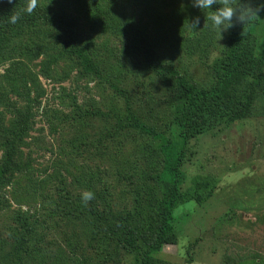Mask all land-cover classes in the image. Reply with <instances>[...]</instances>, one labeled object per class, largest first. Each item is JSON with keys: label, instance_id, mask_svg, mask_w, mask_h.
Instances as JSON below:
<instances>
[{"label": "rangeland", "instance_id": "374dc122", "mask_svg": "<svg viewBox=\"0 0 264 264\" xmlns=\"http://www.w3.org/2000/svg\"><path fill=\"white\" fill-rule=\"evenodd\" d=\"M85 1L100 6L98 21ZM53 9L72 22L74 46L90 53L101 76L85 73L63 31L48 26L0 47V164L14 142L22 168L0 188V264H132L102 220L124 214L140 247L152 245L164 158L158 142L124 128L129 113L175 141L176 86L147 66L144 47L209 90L232 28L220 35L210 10L192 0H57ZM251 47L264 58V20ZM182 172V192L204 202L175 211L177 244L155 255L156 264H264V83L247 119L189 143ZM85 192L94 199L85 203ZM18 238L26 240L20 256Z\"/></svg>", "mask_w": 264, "mask_h": 264}, {"label": "trees", "instance_id": "16d2710c", "mask_svg": "<svg viewBox=\"0 0 264 264\" xmlns=\"http://www.w3.org/2000/svg\"><path fill=\"white\" fill-rule=\"evenodd\" d=\"M56 2L57 0H37L35 11L28 14L26 8L30 0H11V2L0 0V47H5L15 35H22L39 26H48L55 31H63L66 36L64 43L70 49L67 53L78 58L85 73L101 76L100 67L90 53L74 46L72 22L63 13H55L53 5ZM248 2L253 8L261 9L260 18L250 25L234 23L227 39L226 56L213 66L216 83L209 90L199 89L176 69L165 68L149 45L146 44L144 47L143 56L147 66L160 78L173 80L176 86L177 101L173 124L175 141H170L154 127L141 122L129 113L124 128L133 129L140 135L158 142L164 158L163 174L157 176V178L162 177L164 190L160 202L155 207L159 218L155 242L142 249L136 239V232L130 228L124 214L102 220L108 235L134 256L132 264H156L155 255L165 246L177 244L174 229L175 211L191 201L204 202L202 196L195 198L182 192L184 183L182 169L186 162L189 143L221 125L229 126L245 120L251 113L255 97L264 83V58L257 57L251 47L256 30L264 20V0H248ZM82 8L86 10V15L91 21L99 20L96 15L101 10L99 5H90L85 1ZM16 13H20L21 19L13 25L9 20ZM240 88L243 91L235 108L231 111L225 110L226 105L232 102ZM86 115L87 112L84 113V116ZM92 116L107 115L96 111ZM5 149L6 156L0 164V188L7 186L15 174L22 172L21 166L15 162V143L8 142L5 144ZM25 243V238L17 239L15 250L18 256L24 249Z\"/></svg>", "mask_w": 264, "mask_h": 264}, {"label": "clouds", "instance_id": "9594fccd", "mask_svg": "<svg viewBox=\"0 0 264 264\" xmlns=\"http://www.w3.org/2000/svg\"><path fill=\"white\" fill-rule=\"evenodd\" d=\"M11 2V0H9ZM214 5H221L216 10H212ZM37 6V0H30L26 12L31 14L35 11ZM192 6L200 10L209 11L210 14L207 19L211 22L214 29L218 30L220 35L234 26V23H240L243 26L246 24H252L259 16L260 8H253L250 4L233 6L232 0H192ZM21 19L20 13H16L10 17L9 23L17 24ZM200 25V17H193L189 23V27L196 31ZM94 199V193L85 192L82 196V200L87 203Z\"/></svg>", "mask_w": 264, "mask_h": 264}]
</instances>
